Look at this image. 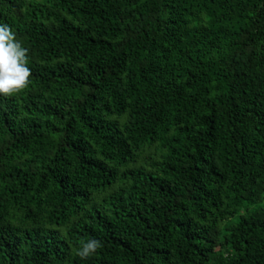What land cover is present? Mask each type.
Returning a JSON list of instances; mask_svg holds the SVG:
<instances>
[{
  "label": "trees",
  "instance_id": "trees-1",
  "mask_svg": "<svg viewBox=\"0 0 264 264\" xmlns=\"http://www.w3.org/2000/svg\"><path fill=\"white\" fill-rule=\"evenodd\" d=\"M0 24L31 70L0 96V264H264V0H0Z\"/></svg>",
  "mask_w": 264,
  "mask_h": 264
},
{
  "label": "clouds",
  "instance_id": "clouds-1",
  "mask_svg": "<svg viewBox=\"0 0 264 264\" xmlns=\"http://www.w3.org/2000/svg\"><path fill=\"white\" fill-rule=\"evenodd\" d=\"M27 64L28 50L7 25L0 24V96L18 94L28 86L31 70ZM99 247L98 240L89 239L79 246L76 255L81 260L87 259Z\"/></svg>",
  "mask_w": 264,
  "mask_h": 264
},
{
  "label": "rangeland",
  "instance_id": "rangeland-1",
  "mask_svg": "<svg viewBox=\"0 0 264 264\" xmlns=\"http://www.w3.org/2000/svg\"><path fill=\"white\" fill-rule=\"evenodd\" d=\"M35 1H40V0H35Z\"/></svg>",
  "mask_w": 264,
  "mask_h": 264
}]
</instances>
